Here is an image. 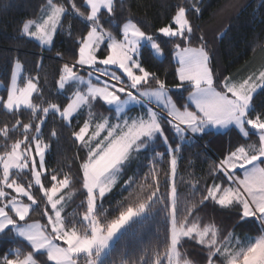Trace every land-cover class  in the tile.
Masks as SVG:
<instances>
[{
    "label": "trees",
    "instance_id": "16d2710c",
    "mask_svg": "<svg viewBox=\"0 0 264 264\" xmlns=\"http://www.w3.org/2000/svg\"><path fill=\"white\" fill-rule=\"evenodd\" d=\"M86 2L0 0V83L5 86L2 98L6 100L8 96L16 63H21L24 76L34 79L37 84L33 96L36 109H0V156L11 154L19 143L32 145L41 130V139L48 148L43 187L51 190L55 179L70 182V200L63 210V218L68 229H75L81 235H90L85 222L89 194L83 168L89 152L77 136L87 122L88 112L68 123L58 112L47 114V110L55 105L63 111L70 103L74 88L61 92L59 81L65 64H77L82 45L92 30L86 20L91 14ZM50 3L63 7L66 12L52 46L43 49L25 34L24 26L29 21L39 20ZM181 9L186 11L191 39L160 35L158 29L172 24ZM96 22L100 29L119 40L128 22H134L143 33L155 38L163 58H158L148 45L142 48V64L150 73L143 84L148 88L163 86L172 90L174 102L181 94L175 90L179 83L173 55L177 43L200 48L202 37L207 53L213 58L211 67L216 79L224 77L240 81L264 69V0H114L112 9L100 12ZM102 50L100 58L105 59L109 49L105 51L103 45ZM54 55H61L64 61L50 58ZM74 69L89 75L78 66ZM90 105V111L99 117L114 112L101 100L91 101ZM135 112L139 110L135 109ZM258 112H264V90H259L252 100L250 115ZM247 120L253 122L248 116ZM244 126L247 136L232 128L225 133L211 130L203 137L188 135L183 141L174 125L162 117L153 137L142 138L139 141L141 149L123 163L118 184L99 200L96 217L105 229L129 211L149 204L147 216L132 222L100 264H167L165 257L171 248L169 214L173 191L179 224L212 226L219 231L220 242L234 232L251 233V222L244 219L239 205L224 207L210 196L214 184L220 183L222 190L229 184L220 169L221 162L241 148H258L262 144L258 131ZM175 162L177 169L172 180ZM261 166L264 169V165ZM11 178L29 191L34 202L23 199L32 207L24 222H40L52 233L49 222L52 208L42 187L34 183L32 168L14 171ZM4 182L0 167V204H3ZM11 214L16 217L13 212ZM216 248L203 245L194 237L182 238L178 259L183 264H225ZM28 256H32L36 264H55L46 253H37L28 242L14 237L12 230L0 236V264H13Z\"/></svg>",
    "mask_w": 264,
    "mask_h": 264
},
{
    "label": "rangeland",
    "instance_id": "374dc122",
    "mask_svg": "<svg viewBox=\"0 0 264 264\" xmlns=\"http://www.w3.org/2000/svg\"><path fill=\"white\" fill-rule=\"evenodd\" d=\"M113 2L114 0H87L86 4L90 8L91 14L86 20L91 25L92 30L83 43L79 60L74 66L93 68L107 75L110 79L124 83L131 91L123 90L108 79L93 74L83 75L76 72L73 65L65 64L59 81V90L66 92L69 88H74L70 96V103L63 111H60L55 105L47 110V114L58 112L68 123L78 115L88 112L87 122L77 138L89 152V158L83 168L89 194V212L85 216V222L89 226L90 235H81L77 230L68 229L65 226L63 210L70 200V195H68L70 182L55 179V185L51 190L43 187L42 177L45 174V157L48 148L41 139V130L37 133L32 145L25 146L23 143H19L11 154L0 156V167L5 176L4 191L1 192L3 204H0V217L8 218V222L0 224V236L6 232L5 229L9 227V223L14 222V217L6 211L7 208L11 207L15 216L21 217L23 220L31 212V205L23 202L25 198L33 202L29 191L12 180L11 177L14 171L32 168L34 183L42 187L43 193L47 196L52 208V214L49 215L52 233L40 222H24V225H31L32 227L23 232H18L15 227L10 230H12L14 237L28 242L35 252L46 253L55 264H100L109 254L119 236L132 222L147 216L149 204L129 211L105 229L99 223L96 211L99 200L110 193L118 184L123 163L131 159L132 155L141 149L139 141L142 138L153 137L157 131L158 121L162 117H167L176 131L178 130L177 133L183 141L188 139V135H194L191 132L192 125L177 118L176 113L182 110L177 106L173 107L175 102L168 95V89L163 86L158 88L145 87L143 83L150 77L148 71V76L141 79L142 74L139 70L133 67L132 73L129 74L124 71L123 65L118 63L119 57L116 54L115 46L125 45L134 48L132 54L136 57L137 62L142 64L138 52L139 44L128 45V41L133 38V31L141 33L142 47L140 53L145 45H148L158 58H163V52L162 50L157 52L151 47L147 37L154 40L155 38L143 33L134 22H128L124 25L121 40L100 29L96 22L98 15L103 10L110 11ZM181 11L185 10L181 9L176 17ZM65 12L66 9L63 7L50 3L44 10L42 18L25 24V34L41 45L39 38L41 30L51 34L52 25L55 23L58 31ZM56 33L53 35V40ZM105 44L108 45L109 54L107 58L101 59L100 53ZM51 46L43 45L42 48L49 49ZM129 66H132L131 63ZM118 67L124 71V75H121V71L115 70ZM143 68L145 69L144 66ZM67 69L72 71L68 72ZM260 72L251 75L258 76ZM133 77L138 81L136 84H133ZM4 87L0 83V109L3 108L7 111L23 108L36 109L33 96L37 92V84L34 79L24 76V68L21 63L15 65L6 100L2 98ZM258 91L259 89H257ZM91 98L103 99L113 109V114L98 120L95 114L90 111L89 99ZM135 109L139 112L136 113ZM236 116L239 120H229L226 124L211 123L205 128L202 120H200L197 121L196 126L205 133L211 130L226 132L235 127L239 128L238 130L244 136H247L243 123L247 120L246 112L243 115L237 112ZM141 121L145 123L141 124ZM252 124L259 133L261 146L258 148L254 146V148H241L231 156L226 157L221 162L220 169L229 184L224 190L220 188V183L214 184L210 191V196L217 199L224 207L239 205L244 219L251 222L252 232L245 235L234 232L223 242H220L219 231L212 226L203 228L196 223L179 224L176 218V195L173 191L169 214L172 231L171 248L165 257L167 264H183L178 259L179 241L182 238L192 237L203 245L217 247L216 253L223 258L225 264H264V232L258 228V224L264 222V169L258 164L259 159L264 157V123L256 124L253 121ZM253 168H257L255 174H253ZM176 169L177 163L175 162L172 180ZM24 225L18 227L23 228ZM81 260L83 261L80 262ZM13 264L36 263L32 256H28L23 260L13 262Z\"/></svg>",
    "mask_w": 264,
    "mask_h": 264
},
{
    "label": "snow or ice",
    "instance_id": "6c2138e0",
    "mask_svg": "<svg viewBox=\"0 0 264 264\" xmlns=\"http://www.w3.org/2000/svg\"><path fill=\"white\" fill-rule=\"evenodd\" d=\"M186 11H181L179 16L175 17L172 24L166 25L162 29H158L159 33L164 37H175L180 39H191V27L189 21L185 18ZM27 30V29H25ZM57 29L55 23L52 25V33H47L43 29L41 30L40 42L41 45H49L53 43V35ZM132 39L128 41V45L135 46L139 44V56H141L140 48L141 45V33L139 31L132 32ZM148 42L151 43V47L157 52L161 51L159 43L153 38L147 37ZM200 48H190L187 45L175 44L173 52L176 60L175 75L179 81L176 86V91L181 94L176 97L174 108L178 106L180 109H187L176 113V116L180 120L186 121L192 125L191 132L194 135L201 137L205 136V132L201 131L196 126L197 121L202 120L203 127H207L209 124H226L229 120H239L236 116L237 112L242 115L247 114L252 121L256 124L264 123V112H258L255 115H250V106L254 94L257 93V89L264 90V71L257 75H250L246 79L240 81H234L232 78L216 79L212 70L213 58L207 53L204 45L206 42L201 37ZM117 56L119 57L118 63L123 65L124 71L131 74L133 67L139 70L142 74L141 79L148 76L147 70L143 68L141 63L137 62L136 57L132 54L134 51L133 47L125 45H116ZM108 50V45L105 44V51ZM131 63V67L129 66ZM116 71H121L118 67ZM71 72V69H67ZM124 71H121V75H124ZM138 81L133 77V84ZM187 85V87H185ZM169 91L168 95L173 97ZM184 92L187 95H184ZM243 105V107H241ZM167 117H165L166 119ZM145 123L141 121V124ZM243 123L255 129L250 120H245ZM134 127L136 125H133ZM170 127H172L170 125ZM239 129V128H237ZM178 131V130H177ZM240 132V130H239ZM176 133L174 132V135ZM178 139H181L178 137ZM194 142V141H191ZM259 165H264V157L258 161ZM239 172V170H237ZM253 174L257 172V168H253ZM247 175V172H245ZM8 213H12V208L6 209ZM243 218V216H242ZM8 222L7 217H0V224ZM24 225V220L21 217H14V222L9 223V227L5 229L8 231L14 227L18 232H23L27 228L32 227L31 225H24L23 228L18 227ZM260 231L264 232V222L258 224ZM2 259V257H0Z\"/></svg>",
    "mask_w": 264,
    "mask_h": 264
},
{
    "label": "built area",
    "instance_id": "2783aa9c",
    "mask_svg": "<svg viewBox=\"0 0 264 264\" xmlns=\"http://www.w3.org/2000/svg\"><path fill=\"white\" fill-rule=\"evenodd\" d=\"M50 58H52L54 60H58V61H64L63 58L61 57V55L50 56ZM81 69L83 71L88 72L89 74H93V75H95L97 77H100V78H103V79H108V80H110L111 82L115 83L118 87L122 88L125 91H131L129 89V87H127L124 83H121V82H119L117 80H114V79H110V77H108L107 75L102 74L101 72H99V71H97V70H95L93 68L81 67Z\"/></svg>",
    "mask_w": 264,
    "mask_h": 264
},
{
    "label": "crops",
    "instance_id": "0c3cea01",
    "mask_svg": "<svg viewBox=\"0 0 264 264\" xmlns=\"http://www.w3.org/2000/svg\"><path fill=\"white\" fill-rule=\"evenodd\" d=\"M46 9V8H45ZM43 13H44V11H43ZM42 16H43V14H42ZM42 18V17H41ZM121 40V39H120ZM35 41V40H34ZM54 41V40H53ZM38 43V42H37ZM83 89H84V87H83ZM95 100H101L106 106H108L107 105V103L103 100V99H101V98H97V99H89V105H90V103H91V101H95ZM91 106V105H90ZM109 107V106H108ZM110 108V107H109ZM95 117L98 119V120H101V118H105V117H99V116H96L95 115ZM108 117V116H107ZM232 128H235V127H232ZM231 128V129H232ZM230 130V129H229ZM229 130H227V131H229ZM212 131H215V130H212ZM226 131V132H227ZM215 132H217V131H215ZM241 132V131H240ZM221 133H225V132H221ZM192 134V133H191ZM244 136V135H243ZM193 137H199V135H193ZM240 150V149H239ZM238 151V150H237ZM236 151V152H237ZM232 155V154H231ZM231 155H229V156H231Z\"/></svg>",
    "mask_w": 264,
    "mask_h": 264
}]
</instances>
